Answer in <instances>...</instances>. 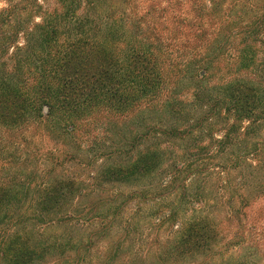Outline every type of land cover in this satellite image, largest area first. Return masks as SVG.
Masks as SVG:
<instances>
[{
  "label": "trees",
  "instance_id": "obj_1",
  "mask_svg": "<svg viewBox=\"0 0 264 264\" xmlns=\"http://www.w3.org/2000/svg\"><path fill=\"white\" fill-rule=\"evenodd\" d=\"M7 1L0 9V264H122L123 256L141 264L144 250L130 231L115 239L117 219L134 200L161 202L178 191L176 205L161 203L152 214L173 228L180 213L192 217L174 231L171 248L145 259L183 264L214 249L218 255L220 230L205 212L212 201L235 212L225 191L264 171V4L160 0L166 5L158 10L147 0L140 14L136 0ZM135 121L141 131L130 140L104 135ZM49 136L63 149L42 153L35 139ZM92 139L93 160L73 170ZM177 141L197 142L198 157L181 162L170 154ZM16 149L21 167H32L20 177L4 173L17 163ZM232 170L241 176L233 179ZM114 185L131 187L100 196L98 211L90 207ZM251 187L262 192L264 181Z\"/></svg>",
  "mask_w": 264,
  "mask_h": 264
},
{
  "label": "rangeland",
  "instance_id": "obj_2",
  "mask_svg": "<svg viewBox=\"0 0 264 264\" xmlns=\"http://www.w3.org/2000/svg\"><path fill=\"white\" fill-rule=\"evenodd\" d=\"M239 1V0H238ZM244 1V0H242ZM158 2V3H157ZM138 3V8L137 10L139 11L138 13L144 14L149 11L150 9V2H147V0H136L135 5ZM157 4V9L160 10L166 3L160 0H156L155 2ZM253 4L260 3L264 4V0H252ZM50 6L54 7L55 5H58V0H51L50 1ZM8 6V1L7 0H0V9L7 7ZM227 4L225 5V7ZM126 10L131 11L130 7H126ZM260 8V7H259ZM123 10V9H120ZM260 11H263V9L260 8ZM245 12V11H244ZM243 11L241 12L242 14H245ZM210 27V25H208ZM121 123V122H120ZM127 125V124H126ZM132 128V129H130ZM139 122H134L131 123V127H126L125 125L121 124L115 128V130L109 132L104 135L106 137H113V142L117 143L118 142H123L124 139L130 140L134 137L135 134H137L139 131H141ZM131 130L133 133H131ZM26 134V133H25ZM24 134V135H25ZM100 138H103V135H100ZM106 141L109 139L106 138ZM35 142L41 147V152L42 153H48L49 151H54L57 149V147H61V144L57 145V141L54 137H45L35 139ZM197 142H189L187 143L186 141H177L176 145L174 146L173 150H169L170 154L176 155L179 157L180 161L182 162L181 159H187L190 158V156L193 157H198L197 152H198V147L196 144ZM146 144H150L149 142H146ZM144 143V145L146 146ZM152 144V143H151ZM34 145V143H33ZM33 145H29L28 149L26 152L30 155V160L32 159V148ZM106 145L110 144H105L104 141L101 143L100 147H105ZM141 145V144H140ZM17 147V146H16ZM83 147L84 151L80 154H77L74 150L73 151L75 154H77V161L70 164L73 167V170L78 169L77 164L80 162L84 165L87 166L91 161L93 160V154L88 153L87 148L93 147V139L92 142L89 141H84L83 142ZM96 146L95 148H97ZM94 148V147H93ZM63 149V148H62ZM17 150V149H16ZM14 150V152L16 151ZM86 151V152H85ZM34 152V151H33ZM53 154L56 156L59 153H56V151ZM196 154V156H194ZM34 155L36 153L34 152ZM27 154L25 155L24 158H26ZM39 156V155H37ZM16 161L17 163L10 166L9 170L7 172H4L5 174L12 173L13 177H20V169H28L26 171H31V166L26 165L21 167L20 164V158L21 157V151L17 150L15 153ZM101 161H96L93 163V167L95 170L98 168L99 164ZM43 166V164L41 165ZM231 172V171H228ZM247 170L245 171L246 175ZM240 172L237 170H232L231 176L233 179H236L237 176L239 175ZM60 171H58L55 175L53 173H47L44 175V179H50L51 177H60ZM12 177V178H13ZM18 177V178H19ZM15 180V179H14ZM216 181V180H215ZM214 180L212 181V185H216L217 182ZM264 181V171H261L259 173H255L253 176H248L246 175L244 179H241V182L237 181V186L231 185L229 189L225 191L226 197L233 203H231V207L234 208L235 212L231 213L227 208L225 207H215L214 204L215 202L212 201L211 205L212 208L207 209L205 212V216L212 218V220H215V224L218 225V229L220 230V244H222V248L218 251L219 254L215 255V249L207 254L200 255L198 257H190V259H187V262L183 264H264V190L257 191L255 192H249L253 191L252 187L249 189V187L255 183H261ZM243 182L246 183L245 186L241 187V184ZM236 183V182H235ZM136 186V185H134ZM133 186V187H134ZM138 186V185H137ZM131 186H122L120 185H114L110 186L109 192H99L98 196L95 197V199L88 204L91 207V204L93 205L94 209L96 208L97 211L101 209L100 205V196L102 197L101 199H105L107 197H112L111 193L113 190L119 189L120 192L124 191H129ZM246 187V188H244ZM132 189V188H131ZM137 189H141L137 188ZM134 190V189H133ZM132 191V190H131ZM257 191V192H256ZM179 193V191H178ZM175 194V196H168L165 197L161 200V202H153V201H147L146 203H143V201L140 200H134L132 204L128 207V210L126 213H123L122 216L117 219L116 223V228L113 229L114 234H115V239L117 240L119 238H127V231L129 232L130 238L133 240L135 238L136 240V246L135 248H142L143 254L140 258L137 257L138 259H144L142 260L141 264H154L159 262L161 264V260H159L156 256H151L148 260L145 259L147 253L150 251L152 255H155L156 252H165L167 249L171 248V244L174 243L175 241V232L178 227H180L181 222L190 219L192 217L191 213L183 214L180 213L178 221H177V226L173 228L170 223L164 222L167 221L166 219L160 218L163 216V214L157 215L155 217L152 213L153 211L160 210V205L165 204V205H171L174 203L176 205L177 202H179L178 196L179 194ZM217 191H214L211 196L215 197ZM233 197H230L232 196ZM248 201L243 207L242 200L243 199ZM113 199V197H112ZM116 199V198H114ZM90 198L87 199L89 201ZM117 200V199H116ZM122 200V198H119L117 201ZM76 205V203L74 204ZM201 204L199 206V209L202 208ZM214 206V207H213ZM204 216V215H203ZM162 220L160 223L159 221ZM128 221H131L132 226L134 229H127L128 227ZM135 230V231H134ZM71 230H68V232ZM61 231L55 229V233H60ZM64 234L67 233L66 230H62ZM76 235V234H75ZM100 239V238H99ZM121 239V240H122ZM97 240V239H95ZM131 243V240L128 242H125L124 244V249H126V246H128ZM104 245V244H102ZM143 245V246H142ZM225 250L226 253H225ZM95 252V251H93ZM56 255V254H54ZM210 256L212 258L211 262H208L209 259H206L204 256ZM124 257V256H123ZM121 258L120 261L122 264H127L123 262L124 258ZM54 258V257H53ZM52 258V259H53ZM191 261V263L189 262ZM55 263V261H52V263ZM51 264V263H50Z\"/></svg>",
  "mask_w": 264,
  "mask_h": 264
}]
</instances>
